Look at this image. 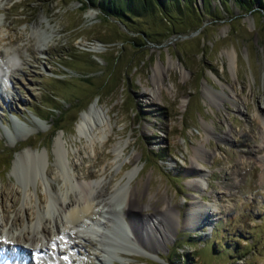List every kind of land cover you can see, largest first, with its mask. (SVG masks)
<instances>
[{"label": "rangeland", "instance_id": "374dc122", "mask_svg": "<svg viewBox=\"0 0 264 264\" xmlns=\"http://www.w3.org/2000/svg\"><path fill=\"white\" fill-rule=\"evenodd\" d=\"M225 2L194 0L200 11H211L201 13L200 27L165 33L160 17L122 22L80 0H0V224L4 217L8 227L17 217L10 233L18 247L28 239L19 209L30 172L20 161L13 175V160L24 151L42 154L58 190L62 177L53 143L60 135L77 180L95 181L106 167L108 192L132 168L126 158L140 154L131 181L138 190L136 223L129 224L127 208L119 206L112 217V237L118 240L106 241L112 252H136L99 262L94 241L74 239L78 245L70 247L64 234L58 247L69 264H264V13L258 3L247 12L234 0ZM34 25L54 37L42 52L31 35ZM97 43L100 52L87 50ZM170 58L187 77L170 69L160 100L151 102L152 70ZM222 91L223 101L213 96ZM92 104L108 112L113 128L96 155L75 132L80 114ZM118 141L126 143L125 164L114 175L110 148ZM201 145L210 154L203 162L195 158ZM193 160L198 173H192ZM200 174L203 186L191 187ZM165 202L176 224L163 227L169 234L156 253H146L142 244L151 242L132 226L143 216L159 215ZM200 207L215 213L185 225ZM6 231L0 241L10 238Z\"/></svg>", "mask_w": 264, "mask_h": 264}, {"label": "bare ground", "instance_id": "6f19581e", "mask_svg": "<svg viewBox=\"0 0 264 264\" xmlns=\"http://www.w3.org/2000/svg\"><path fill=\"white\" fill-rule=\"evenodd\" d=\"M31 35L35 37L37 50L41 52L44 51L45 47L54 38L51 34H47L43 31L39 25H34L32 27ZM102 48L103 46L97 43L89 46L87 50L97 53L100 52ZM17 64L19 63L15 62L14 66ZM174 68H177L179 71L181 79L184 80L187 77V73L182 66H178L171 58L168 60L166 66L162 62H158L155 65L151 75L153 88L149 89V93L147 94L151 102L160 100L162 88L166 87L163 79L168 75V71ZM213 96L223 101L227 95L225 91H222ZM184 103L185 101L182 102L181 106H183ZM75 132L76 138L83 140L87 149H89L93 155H96V147L105 146L110 140V136L113 132L108 112L98 108L95 104L90 105L87 110L80 114L75 124ZM125 148L126 143L120 141L116 142L110 148L112 159L109 162L108 168L115 169L114 175L120 173L125 164L123 160ZM53 152L62 177V184L58 187V190L52 185V179L49 176L48 168L44 170L42 166V154L24 151L16 155L13 160V175L18 172L20 161L24 163L26 172H30V179L25 183L23 200L19 209L22 214L25 213L26 221L22 230L28 236V239L24 240L26 242L23 241L25 247H18V243L14 241L13 233H10L11 225L17 221V217L13 219L11 225L8 227L6 218L3 217L2 221L4 226L2 223L0 224V236L4 235L3 231L4 228H6V233L10 235V238L4 237L0 241L3 247L0 249V264H69L68 257L62 253L58 247L59 241L64 239V234L71 238V242L68 241L70 247L78 245L74 239L86 238L87 240L94 241L99 246L97 248H99L102 254V257H96L99 262H106L108 259L114 261L117 254L124 253L130 255L131 251L135 253L136 251L132 249L123 250L121 252V248L112 252L108 249L109 244H107L106 241L108 242V240H110L116 242V240H118L116 237H112V228L115 224L112 217L115 213L118 214L116 210L119 206L123 205L127 208L125 216L128 218L129 224H131L133 220L136 223L137 219L132 217H134V210L140 209L136 198L138 190L131 185V181L139 170V167L134 163L138 161L140 154L132 153L126 158L127 162L133 165L132 168L124 173L117 183L111 185L108 192L106 184L109 183V181H107V175H105L107 170L106 167L101 168V175L97 180L84 183L79 182L77 176H75L76 173L74 174V164L69 159L70 154L64 150L60 135L54 140ZM45 155L47 162H49L48 153L46 152ZM209 155V152L203 145L195 149L196 161H206ZM190 165L192 173L199 172L198 165L194 160ZM198 178L199 179H196L197 181L195 182H189V185L193 188L200 189V186H203L205 182L204 175L200 174ZM38 188L43 189L42 194L38 193ZM120 194H122V196ZM15 195L16 194H14V196ZM118 196L121 198V201H119L118 204H114L113 201ZM194 197L197 196L194 195ZM16 201L17 198H14L13 206L16 204ZM164 205V207L159 209V215L143 216L138 219L140 225L138 223L132 226L133 230L137 232L141 238L151 242V244L148 242L142 244L144 246L143 250L146 253H156V248L166 241L169 234L163 227L176 224L177 216L172 212V205H169L167 202H165ZM1 206H4L3 202H1ZM146 207H149V205ZM196 212L193 216L191 214H189V216L187 215V219L184 220L185 225L192 226L195 223H199L207 219L208 216L213 215L215 210H209L208 212L207 209H202L200 207V211L196 210ZM97 213L99 216L98 220L93 221L92 216L95 214L97 215ZM49 224L51 225L50 228L48 227ZM62 230L65 232H62ZM51 231L52 235H50ZM67 231H69L70 234H68ZM73 232L75 233L72 238L71 234ZM18 257L21 259L17 260Z\"/></svg>", "mask_w": 264, "mask_h": 264}, {"label": "trees", "instance_id": "16d2710c", "mask_svg": "<svg viewBox=\"0 0 264 264\" xmlns=\"http://www.w3.org/2000/svg\"><path fill=\"white\" fill-rule=\"evenodd\" d=\"M80 2L82 5L89 4L98 9L104 17L122 22H133L144 15L150 18L160 17L162 22L158 23L162 25L165 33H178L180 29L185 32L191 27L199 28L203 15L211 13L208 8L200 11L194 6V0H80ZM222 2L226 6L225 0ZM256 3L264 13V0H234L236 6L247 12L255 10Z\"/></svg>", "mask_w": 264, "mask_h": 264}]
</instances>
